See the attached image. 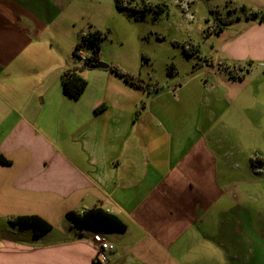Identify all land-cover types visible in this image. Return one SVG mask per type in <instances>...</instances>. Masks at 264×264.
I'll return each instance as SVG.
<instances>
[{
    "label": "crops",
    "instance_id": "obj_1",
    "mask_svg": "<svg viewBox=\"0 0 264 264\" xmlns=\"http://www.w3.org/2000/svg\"><path fill=\"white\" fill-rule=\"evenodd\" d=\"M78 1L0 0V264H96V234L116 246L106 264H264V142L251 166L238 164L247 178L231 173L237 148L227 147L246 130L264 139L242 88L253 70L264 74V21L253 17L264 0H230L229 21L214 23L230 27L209 31L204 50L189 52L200 61L155 93L110 69H80L74 49L98 30L91 22L84 33ZM74 70L88 83L78 99L61 84ZM94 207L127 230L82 229L66 217ZM26 216L53 229L9 224Z\"/></svg>",
    "mask_w": 264,
    "mask_h": 264
},
{
    "label": "rangeland",
    "instance_id": "obj_2",
    "mask_svg": "<svg viewBox=\"0 0 264 264\" xmlns=\"http://www.w3.org/2000/svg\"><path fill=\"white\" fill-rule=\"evenodd\" d=\"M81 6L79 19L84 33L90 31L91 22L96 23V30L105 37L100 55L118 62L115 64L123 71L142 78L147 83L164 85L167 81H179L185 77L192 66L200 59L193 50L203 51L206 37H216L217 25L215 19L220 16L223 21H229L226 6L230 0H162L166 9L159 18L154 11L148 12L145 20L130 19L125 13H120L114 0H79ZM96 2V11H95ZM127 0H122L124 5ZM114 10L113 14L105 15V9ZM233 21L236 18H231ZM235 22V21H234ZM230 23L224 25L229 28ZM188 54H187V53ZM83 53L88 54L87 50ZM82 66V62L76 59ZM111 65L108 62H104ZM174 67V76L168 77V68ZM246 65L244 68H247ZM243 74V72H242ZM241 75V74H240ZM172 79V80H170ZM245 103L243 109L246 115H251L264 130V74L262 68L253 70V74L242 84ZM251 131L244 134L243 139L227 141V147L233 151L229 163L233 166V175L248 176V171L239 170L238 164L251 166V161L258 156L259 144L264 139L250 138ZM241 144V145H240ZM243 162V163H241ZM235 168L237 170H235ZM250 173V172H249ZM264 177V169L262 171Z\"/></svg>",
    "mask_w": 264,
    "mask_h": 264
},
{
    "label": "trees",
    "instance_id": "obj_3",
    "mask_svg": "<svg viewBox=\"0 0 264 264\" xmlns=\"http://www.w3.org/2000/svg\"><path fill=\"white\" fill-rule=\"evenodd\" d=\"M115 5L118 11L125 13L130 18H135L136 20H145L147 13L150 11H154L155 17L159 18V16L164 12L161 8H145L142 7L140 9H135L131 7L124 6L122 4V0H114ZM128 3H132L133 0H127ZM254 19L258 18L259 21H264V13L258 15H253ZM230 22H225L217 25L216 33H220L222 27L225 24ZM105 37L99 31H94L82 35L78 44L74 49V57L80 60L83 64L81 66L82 69H92L91 67L98 64L100 61L99 55L101 51V46L104 41ZM84 50L88 51V57L85 61L82 60L80 55L81 52ZM187 53V52H186ZM188 54V53H187ZM253 62L248 63L247 68H240L243 72L242 76L237 78V80H242V78L247 75L252 66ZM197 66L194 67V69ZM109 69L114 72L119 77L123 78L126 82L130 83L134 87L147 91L148 93H155L162 89L163 85H151L144 81L142 78L132 75L126 71H123L120 67L116 65H110ZM77 70L74 71H67L63 73L61 77V84L63 87L64 92L73 99L80 98L86 87L88 85L86 79L81 77L79 74L76 73ZM174 76V67L170 66L168 68V77L172 78ZM144 108V103L140 105L139 109L136 113V118L139 117L141 114L142 109ZM0 161L4 164L8 162L0 157ZM67 219L72 222L75 226L82 228V229H90L95 230L98 232H105V231H116V232H125L127 230V226L114 214H111L104 210L101 207H94L88 209L83 212L72 211L67 213ZM9 224L15 227H19L21 229L30 228L33 229L37 235H43L50 232L53 227L51 224L46 222L44 219L38 216H26V217H15L9 219ZM96 264H100L95 261Z\"/></svg>",
    "mask_w": 264,
    "mask_h": 264
},
{
    "label": "built area",
    "instance_id": "obj_4",
    "mask_svg": "<svg viewBox=\"0 0 264 264\" xmlns=\"http://www.w3.org/2000/svg\"><path fill=\"white\" fill-rule=\"evenodd\" d=\"M80 55L83 61L88 57V55L83 52H81ZM93 243L97 249L95 260L100 264H106L108 262V255L115 252L116 246L99 234L93 236Z\"/></svg>",
    "mask_w": 264,
    "mask_h": 264
},
{
    "label": "water",
    "instance_id": "obj_5",
    "mask_svg": "<svg viewBox=\"0 0 264 264\" xmlns=\"http://www.w3.org/2000/svg\"><path fill=\"white\" fill-rule=\"evenodd\" d=\"M110 65L104 62H99L98 64L92 66V69H109Z\"/></svg>",
    "mask_w": 264,
    "mask_h": 264
}]
</instances>
